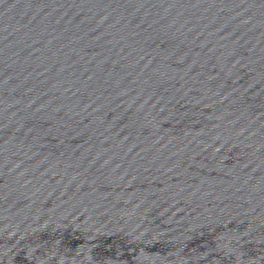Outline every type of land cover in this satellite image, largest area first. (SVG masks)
Wrapping results in <instances>:
<instances>
[{"label":"water","instance_id":"water-1","mask_svg":"<svg viewBox=\"0 0 264 264\" xmlns=\"http://www.w3.org/2000/svg\"><path fill=\"white\" fill-rule=\"evenodd\" d=\"M0 264H264V0H0Z\"/></svg>","mask_w":264,"mask_h":264}]
</instances>
